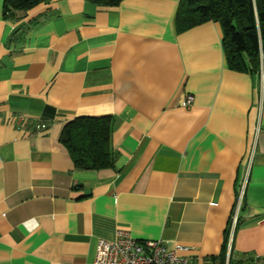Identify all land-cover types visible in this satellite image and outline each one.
I'll return each instance as SVG.
<instances>
[{"label":"crops","instance_id":"1","mask_svg":"<svg viewBox=\"0 0 264 264\" xmlns=\"http://www.w3.org/2000/svg\"><path fill=\"white\" fill-rule=\"evenodd\" d=\"M3 4L0 264H91L116 230L264 264V72L228 68L219 22L177 33L178 0ZM81 116H109L112 166L74 167L60 135Z\"/></svg>","mask_w":264,"mask_h":264},{"label":"trees","instance_id":"2","mask_svg":"<svg viewBox=\"0 0 264 264\" xmlns=\"http://www.w3.org/2000/svg\"><path fill=\"white\" fill-rule=\"evenodd\" d=\"M42 0H4L7 14L22 16ZM96 5H117L121 0H87ZM206 21L219 22L221 46L231 70L258 73L264 62V0H178L174 15L177 33ZM109 116L76 117L66 123L60 142L77 169H100L113 165L109 151ZM225 257V242L218 255ZM227 264L231 263L229 256Z\"/></svg>","mask_w":264,"mask_h":264},{"label":"built area","instance_id":"3","mask_svg":"<svg viewBox=\"0 0 264 264\" xmlns=\"http://www.w3.org/2000/svg\"><path fill=\"white\" fill-rule=\"evenodd\" d=\"M263 72L264 62L260 60V76ZM191 102L192 96L187 95L181 105L187 106ZM251 148L247 158L244 180L240 185L237 209L244 190L248 168L252 161L253 144ZM236 212L232 216L233 224L236 222ZM184 250L186 247L180 244H176L173 249L169 250L159 240H137L126 230H116L111 239L97 238L91 264H190L187 257L179 254Z\"/></svg>","mask_w":264,"mask_h":264}]
</instances>
